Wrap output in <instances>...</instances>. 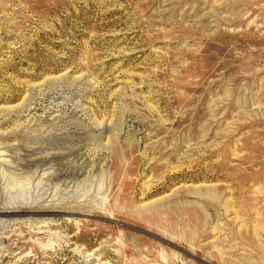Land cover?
<instances>
[{
  "label": "rangeland",
  "instance_id": "1",
  "mask_svg": "<svg viewBox=\"0 0 264 264\" xmlns=\"http://www.w3.org/2000/svg\"><path fill=\"white\" fill-rule=\"evenodd\" d=\"M0 264H264V0H0Z\"/></svg>",
  "mask_w": 264,
  "mask_h": 264
}]
</instances>
